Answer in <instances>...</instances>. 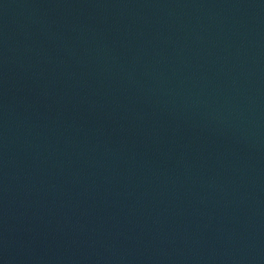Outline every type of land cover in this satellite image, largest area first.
Wrapping results in <instances>:
<instances>
[{
	"label": "water",
	"instance_id": "1",
	"mask_svg": "<svg viewBox=\"0 0 264 264\" xmlns=\"http://www.w3.org/2000/svg\"><path fill=\"white\" fill-rule=\"evenodd\" d=\"M0 264H264V0H0Z\"/></svg>",
	"mask_w": 264,
	"mask_h": 264
}]
</instances>
